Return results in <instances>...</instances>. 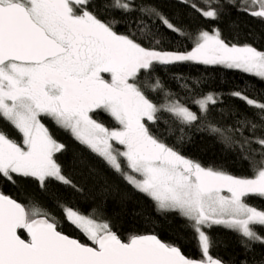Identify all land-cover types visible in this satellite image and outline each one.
I'll use <instances>...</instances> for the list:
<instances>
[{"label": "snow or ice", "instance_id": "6c2138e0", "mask_svg": "<svg viewBox=\"0 0 264 264\" xmlns=\"http://www.w3.org/2000/svg\"><path fill=\"white\" fill-rule=\"evenodd\" d=\"M179 2L208 20L219 19L214 4L220 0H201L203 7L195 0ZM100 4L106 13L130 15L102 20L89 10L94 0H0V121L21 137L17 142L0 130V178L13 185L35 181L41 191L52 181L80 191L55 158L65 145L42 122L48 118L149 197L158 212L184 219L201 258L186 257L179 246L154 234L131 235L125 242L107 221L93 218L95 210L84 214L57 197L54 204L64 219L90 242L82 243L58 230L60 222L34 198L25 205L0 192V264H223L210 253L214 242L206 229L213 226L240 235L246 253L255 244L264 246L257 231L264 229V210L245 199L264 198V102L233 91L255 111L249 117L235 110L234 125L222 126L210 116V106L218 103L215 94L192 97L198 115L152 75L156 66L191 62L237 69L264 81V51L230 44L218 29L186 31L149 4ZM238 10L264 20V0H240ZM118 24L124 32L116 30ZM169 34L190 40L191 50H163ZM146 92L164 99L154 102ZM97 110L118 127L94 119ZM161 113L180 126L169 128V135L178 132L183 143L190 139L186 128L207 132L238 151L251 176L205 167L163 142L151 130Z\"/></svg>", "mask_w": 264, "mask_h": 264}, {"label": "trees", "instance_id": "16d2710c", "mask_svg": "<svg viewBox=\"0 0 264 264\" xmlns=\"http://www.w3.org/2000/svg\"><path fill=\"white\" fill-rule=\"evenodd\" d=\"M200 4L201 0H195ZM236 7L229 4L228 0H220L217 7L219 19L215 21L202 17L191 8L181 4L179 0H133L135 5L149 4L163 12L178 26L186 31L218 29L221 38L230 44L242 46L251 45L264 51V20L252 17L238 10L240 0H235ZM89 10L102 20L113 17L127 18L130 14L109 10L107 13L101 7L100 0H94V6ZM133 13L132 15H137ZM116 30L124 32V27L116 25ZM166 51H190V40L169 34V38L162 45ZM143 76L144 73H141ZM153 77H158L165 91H170L173 98H178L192 111L197 112V107L192 103L193 96L215 94L218 103L210 106L211 119L219 125H234L235 117L232 112L239 110L241 113L253 116L254 109L244 102L233 97V91H243L246 95L258 98L264 102V81L243 73L237 69H227L218 65H199L191 62L179 63L172 66H156ZM154 102H160L164 97L160 93L146 92ZM161 121L151 125V130L160 139L174 147L182 155L200 162L203 166L223 168L237 177L251 176L249 163L240 158L238 151L226 149L219 141L204 131L185 129L187 137L183 143L176 139V135H169L168 129H178L180 126L168 113H161ZM95 118L106 127H118L110 116L101 112ZM43 123L48 127L53 137L65 145L62 152L56 154V160L61 165L62 171L78 186L80 191L69 189L58 182L49 183L46 191L35 181L18 180L13 185L0 178V192L8 195L18 202L27 205L29 199L34 198L51 215L60 222L58 230L71 237L79 239L82 243H90L86 237L74 226L69 224L54 200L59 197L67 201L71 207L84 214L95 210L94 219L101 222L107 221L112 230L125 242L131 235L154 234L162 241L174 243L190 259H200V249L197 246L193 233L185 228V220L174 213L163 214L156 210L155 203L143 193L135 190L119 173L110 168L102 158L92 153L84 145L76 141L68 132L58 128L50 119L43 118ZM0 130L10 134L9 138L20 142L19 134L7 123L0 121ZM259 135V131L257 132ZM245 135H249L245 131ZM253 148H258L256 144ZM124 166L123 160H121ZM127 170V169H125ZM246 202L264 210V198L247 197ZM214 242L210 249L211 255L219 258L224 264H241L247 260L248 264H258L264 259V246L253 245L251 252H245L241 244V236L223 226H213L207 230ZM264 236V229H257Z\"/></svg>", "mask_w": 264, "mask_h": 264}, {"label": "flooded vegetation", "instance_id": "af4514ba", "mask_svg": "<svg viewBox=\"0 0 264 264\" xmlns=\"http://www.w3.org/2000/svg\"><path fill=\"white\" fill-rule=\"evenodd\" d=\"M105 75H106V78H107V74H105ZM101 112H102V111H100V110H97V112L93 114V117L95 118V115H98V114H100V115H101ZM42 122H43V121H42ZM98 122H99V121H98ZM7 135H8V136H11V135H10V134H8V133H7Z\"/></svg>", "mask_w": 264, "mask_h": 264}, {"label": "water", "instance_id": "95a60500", "mask_svg": "<svg viewBox=\"0 0 264 264\" xmlns=\"http://www.w3.org/2000/svg\"><path fill=\"white\" fill-rule=\"evenodd\" d=\"M4 194V193H3ZM12 198V197H11ZM14 199V198H13ZM67 235V234H66ZM146 235H149V234H146ZM69 236V235H68ZM69 237H71V236H69ZM71 238H74V237H71ZM159 238V237H158ZM75 239H77V238H75ZM160 239V238H159ZM77 240H79V239H77ZM80 241V240H79ZM182 252V251H181ZM182 254L183 255H185L183 252H182ZM186 256V255H185ZM187 257V256H186ZM194 260H198V259H194ZM224 264V263H223Z\"/></svg>", "mask_w": 264, "mask_h": 264}, {"label": "rangeland", "instance_id": "374dc122", "mask_svg": "<svg viewBox=\"0 0 264 264\" xmlns=\"http://www.w3.org/2000/svg\"><path fill=\"white\" fill-rule=\"evenodd\" d=\"M94 118V117H93ZM94 119H96V118H94ZM98 121V120H97ZM100 122V121H99ZM119 147H122V146H119ZM121 165H122V163H121ZM123 167V166H122ZM127 171V170H126ZM133 175H136V174H134L133 173ZM225 195H227V193H224ZM98 222H101V221H99V220H97Z\"/></svg>", "mask_w": 264, "mask_h": 264}]
</instances>
